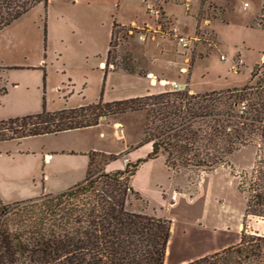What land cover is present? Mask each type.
Instances as JSON below:
<instances>
[{"label": "rangeland", "instance_id": "rangeland-1", "mask_svg": "<svg viewBox=\"0 0 264 264\" xmlns=\"http://www.w3.org/2000/svg\"><path fill=\"white\" fill-rule=\"evenodd\" d=\"M143 1L48 0L47 8L39 4L2 29L0 67L10 70L0 76V120L77 108L99 99L120 101L142 92L144 80H133L132 86V80L103 71L113 22L118 26L108 71L127 69L153 80L160 90H170L159 84L164 80L187 83L196 93L240 87L264 60V0H188V10L186 0ZM146 3L161 9L163 18H149ZM130 21L137 26L120 25ZM172 28L176 35L199 40L183 50ZM183 66L187 71L179 74ZM144 126L143 113H125L88 129L1 142V202L35 199L46 194L44 187L51 192L81 181L90 152L128 151L112 164L113 170L122 169L129 156L133 162L145 158L151 145L142 144ZM46 153L52 155L49 164ZM253 157L252 148L234 154L233 171L249 170ZM231 171L172 172L161 157L144 163L134 179L144 196L131 184L140 198L131 197L128 209L169 221L163 264H186L233 246L242 232L264 234V221L244 219L245 199Z\"/></svg>", "mask_w": 264, "mask_h": 264}, {"label": "trees", "instance_id": "trees-1", "mask_svg": "<svg viewBox=\"0 0 264 264\" xmlns=\"http://www.w3.org/2000/svg\"><path fill=\"white\" fill-rule=\"evenodd\" d=\"M47 3L0 0V31L39 4L47 8ZM117 26H111L105 75L118 71L107 69ZM134 112L144 114L142 144L151 145L145 158L107 170L128 151L90 152L84 178L67 189L13 204L0 200V264H163L169 221L128 209L131 197L140 198L131 186L133 176L142 164L160 156L172 172L199 174L229 167L245 199L244 219L264 221V60L240 87L99 99L77 108L0 120V143L90 128L102 118ZM244 148L254 150L252 166L235 173L231 157ZM186 264H264V234L242 232L237 244Z\"/></svg>", "mask_w": 264, "mask_h": 264}, {"label": "crops", "instance_id": "crops-1", "mask_svg": "<svg viewBox=\"0 0 264 264\" xmlns=\"http://www.w3.org/2000/svg\"><path fill=\"white\" fill-rule=\"evenodd\" d=\"M187 1V5H189V9H190V4L188 3V0H186ZM143 2H145V0L143 1ZM163 4H162V6H163V11L165 12V14L166 15H169L167 12H166V10L164 9V5L166 4L165 2H162ZM168 3V2H167ZM169 16H171V15H169ZM172 17V16H171ZM143 24H145V26H150V22H145V23H143ZM120 25H136L137 26V23L136 22H134V21H130L129 23H124V24H120ZM104 65H105V61H102L101 62V66L104 68ZM10 69H5L4 71H0V76H1V74L3 73H5V72H7V71H9ZM115 73H118V74H120L121 76H123V78H125V79H127V80H132L131 81V83H132V86H133V80H144L145 82H146V86H145V88H144V90L142 91V92H137V93H133V94H130V95H128V96H124V97H122L121 99H130V98H135V97H140V96H144V95H147V94H157V93H160V92H164V91H167V90H160V87L157 85V84H155V85H151V83H150V81H148V78H146V77H144V76H140V75H135V74H127V73H125V72H122V71H116V72H108L107 73V75H111V74H115ZM124 79V80H125ZM189 86H190V84H189ZM15 87H16V85H15ZM6 88V87H5ZM1 95H3V94H1ZM115 125H118V122H115ZM85 129H88V128H85ZM78 130H83V129H77V130H72V131H67V132H74V131H78ZM67 132H63V133H67ZM150 148H151V146H150ZM149 148V149H150ZM127 150V149H126ZM52 155H50V154H44V158H45V160H47V162H48V164L51 162V160H52V157H51ZM129 156V155H128ZM161 157V159L164 161V158L162 157V156H160ZM129 159H128V161L129 162H133V160H132V158L129 156L128 157ZM112 164H114V163H111L110 165H108L107 166V170H113V168H112ZM143 167H144V164L143 165H141L140 167H139V169L137 170V172H136V174L133 176V179H132V181H131V184H132V186H133V188L134 189H136V190H138L143 196H144V194H143V192H142V190H141V188L139 187V186H137V185H135V183H134V179L136 178L135 176L137 175V174H139L140 173V171L143 169ZM164 168H165V166H164ZM73 184H70L69 186H67L66 188H63V189H61V190H56V191H49V189L48 188H43V193H57V192H60V191H63V190H65V189H67L68 187H70V186H72Z\"/></svg>", "mask_w": 264, "mask_h": 264}, {"label": "built area", "instance_id": "built-area-1", "mask_svg": "<svg viewBox=\"0 0 264 264\" xmlns=\"http://www.w3.org/2000/svg\"><path fill=\"white\" fill-rule=\"evenodd\" d=\"M244 8L247 7V4L243 5ZM186 9H189V5L186 4ZM145 13L148 14V16L150 18H153L154 20H160L162 19V11L161 9L155 7L154 5L150 4V3H146L145 6ZM159 28V26H157ZM171 32L175 33V38L178 42V44L181 46V48H183L184 50L190 49L194 42H197L199 39L198 37L192 36V37H184V36H180V35H176L177 29L172 28ZM139 39L143 40L144 36L143 34L139 35ZM222 60H225L226 58L224 56L221 57ZM181 73H186L187 71V67L183 66L180 69ZM151 84H155V82L153 83V80H151ZM159 84L163 87L165 86H169L170 90L172 91H184L187 89L188 84L187 83H177L175 81H159ZM120 132L122 133V130H120Z\"/></svg>", "mask_w": 264, "mask_h": 264}, {"label": "water", "instance_id": "water-1", "mask_svg": "<svg viewBox=\"0 0 264 264\" xmlns=\"http://www.w3.org/2000/svg\"><path fill=\"white\" fill-rule=\"evenodd\" d=\"M103 119V118H102Z\"/></svg>", "mask_w": 264, "mask_h": 264}]
</instances>
